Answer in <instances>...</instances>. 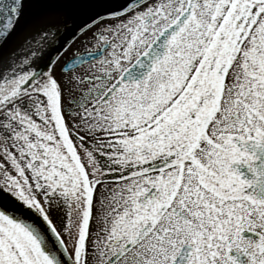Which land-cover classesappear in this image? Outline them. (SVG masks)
Segmentation results:
<instances>
[{
    "label": "snow or ice",
    "instance_id": "obj_1",
    "mask_svg": "<svg viewBox=\"0 0 264 264\" xmlns=\"http://www.w3.org/2000/svg\"><path fill=\"white\" fill-rule=\"evenodd\" d=\"M18 29L0 264H264V0H0Z\"/></svg>",
    "mask_w": 264,
    "mask_h": 264
},
{
    "label": "water",
    "instance_id": "obj_2",
    "mask_svg": "<svg viewBox=\"0 0 264 264\" xmlns=\"http://www.w3.org/2000/svg\"><path fill=\"white\" fill-rule=\"evenodd\" d=\"M22 23H24L22 21ZM30 50L28 45L22 46V36L20 30L9 38V41L3 48H0V60L4 58L12 57L13 59L22 60L25 56H30ZM37 55H42V53H37Z\"/></svg>",
    "mask_w": 264,
    "mask_h": 264
},
{
    "label": "flooded vegetation",
    "instance_id": "obj_3",
    "mask_svg": "<svg viewBox=\"0 0 264 264\" xmlns=\"http://www.w3.org/2000/svg\"><path fill=\"white\" fill-rule=\"evenodd\" d=\"M79 46H80V42L77 41V43L73 47L75 49L76 47H79ZM82 54H86L84 49H81V51L79 53V55H82ZM87 67H88V65L86 64V65H84L83 67H81V68H79L77 70L80 71V72H83L84 69H86ZM241 235H242V238H244V239H251V240L257 239V237H255L252 233L244 232ZM230 255L232 257H234L235 259H237V264H244V262L246 260V257L238 256V254L235 253V252L230 253Z\"/></svg>",
    "mask_w": 264,
    "mask_h": 264
},
{
    "label": "rangeland",
    "instance_id": "obj_4",
    "mask_svg": "<svg viewBox=\"0 0 264 264\" xmlns=\"http://www.w3.org/2000/svg\"><path fill=\"white\" fill-rule=\"evenodd\" d=\"M107 179L115 181V180H118L119 177H118V175H112V176L107 177Z\"/></svg>",
    "mask_w": 264,
    "mask_h": 264
}]
</instances>
